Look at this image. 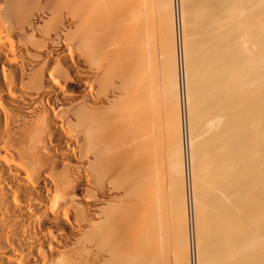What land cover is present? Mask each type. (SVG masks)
<instances>
[{
    "label": "bare ground",
    "instance_id": "1",
    "mask_svg": "<svg viewBox=\"0 0 264 264\" xmlns=\"http://www.w3.org/2000/svg\"><path fill=\"white\" fill-rule=\"evenodd\" d=\"M193 1L0 0V264H264V0Z\"/></svg>",
    "mask_w": 264,
    "mask_h": 264
},
{
    "label": "rangeland",
    "instance_id": "2",
    "mask_svg": "<svg viewBox=\"0 0 264 264\" xmlns=\"http://www.w3.org/2000/svg\"><path fill=\"white\" fill-rule=\"evenodd\" d=\"M192 1H193V0H192ZM201 1H202V0H199L198 2L195 1V3H198V4L201 3V4H200L201 6H202V5H203V6L206 5V3H205L206 0H205V2L202 1L204 4H202ZM210 1H211V2H209V1H207V2H209V4H210V3L212 4V1H215V0H210ZM234 2H235V1H234ZM234 2H233V5L235 4ZM189 3H190V2H189ZM193 3H194V1H193ZM213 3H215V2H213ZM237 3H238V2H237ZM190 4H192V3H190ZM209 4H208V6H209ZM193 5H194V4H193ZM195 5H196L195 8L198 9L200 12H203V11H204V10H202L203 7H202V8H197L198 5H197V4H195ZM213 5H215V4H213ZM213 5H212V6H213ZM230 5H231V4H230ZM233 5H232V6H233ZM201 6H199V7H201ZM230 7H231V6H230ZM193 8H194V7H193ZM204 8L206 9L207 7H204ZM232 8H233V7H231V9H232ZM198 10H197V12H198ZM208 10H209V8H208ZM208 10L206 9L205 11L208 12ZM233 10H234V12L236 11L235 8H233ZM200 12H198V13H199V14H198L199 16H200ZM207 12H206L205 14H206V16L208 17V15L210 16V13H207ZM209 12H210V11H209ZM236 12H237V11H236ZM229 13H230V12H228V14H227L226 17L230 16ZM240 13H241V12H239V15H240V17H241V14H242V13H241V14H240ZM202 14H203V13H202ZM207 14H208V15H207ZM235 14H236V13H235ZM243 15H244V14H243ZM243 15H242V16H243ZM236 16H237V14H236ZM236 16H235L234 19H236V18L239 17V16H237V17H236ZM200 17L202 18V15H201ZM203 17H205V16H203ZM207 17H205V18H207ZM229 18H231V16H230ZM208 19H209V18H208ZM227 19H228V18H226V20H227ZM238 19H239V18H238ZM197 20L199 21V18H197ZM228 20H229V19H228ZM236 20H237V19H236ZM240 20H241V19H240ZM233 21H234V20H233ZM226 22H228V21H226ZM234 23H235V22H234ZM225 24H226V23H225ZM227 24H228V23H227ZM227 24H226V25H227ZM229 24H230V22H229ZM230 25H231V24H230ZM224 26H225V25H224ZM229 27H230V26H229ZM198 79H199V78H198ZM199 80L201 81L202 78L199 79ZM199 80H198V83L200 82ZM198 86H200V85H198ZM210 113H211V112H210ZM212 113H213V111H212ZM212 113H211V114H212ZM211 114H208L209 117H210ZM212 115H213V114H212ZM211 117H213V116H211ZM209 146H210V145H209ZM209 146H208V147H209ZM208 149H209V148H208ZM210 149L212 150V147H210ZM210 149H209V151H210ZM206 150H207V149H206ZM213 150H214V148H213ZM213 150H212L211 152H213ZM209 151L207 150V152H209ZM214 151H215V150H214ZM211 152H210V153H211ZM206 154H207V153L205 152V154H204V158H205V157L207 158V157H209L208 155H210V154H208L207 156H205ZM213 155H214V152H213ZM213 155H212V157H213ZM210 156H211V155H210ZM206 158H205V160H203L204 163H205V161L207 162L208 160L212 159V158H210V159L207 158L208 160H206ZM208 162H209V161H208ZM208 162H207L206 164H208ZM209 163H210V162H209ZM206 164H205V167H207ZM203 165H204V164H203ZM166 168L168 169V166L165 167V165H164L165 174H166V175L168 174V176H169L170 173H169V171H168ZM166 171H168V173H166ZM210 171H211V170H210ZM206 173H207V170H206ZM164 177H166V176H164ZM223 234H224V233H223ZM220 235H221V234H220ZM220 235H219V236H220ZM203 236H204V235H203ZM217 236H218V235H217ZM219 236H218V238L216 237V239L221 240L222 238H225V237H226V236H223L222 238H220L221 236H220V237H219ZM203 240H205V238H203ZM222 240H223V239H222ZM224 240H225V239H224ZM214 241H217V240H214ZM202 242H203V241H202ZM218 242H219V241H218ZM218 242H217V243H218ZM225 242H226V240H225ZM219 243H221V242H219ZM222 243H223V244H222ZM222 243H221V245H223V246H221L222 248H223L224 246H226V247L229 246V244H228V246L225 245V244H227V242L224 244V241H223ZM218 247H220L219 244H218L217 248H218ZM226 247H224V248H223V251L221 250L220 252H219V250L222 249V248H220V249L218 248L219 250H217V248H216V251H215V252H219L220 254H222V252H223V253H226L225 255L223 254V257H221L220 254H217V255H219L217 258H218V259L221 258V259H220L221 261L218 260V259H216V261H215V260L213 261L214 258H211V257H212V256L215 257V256H214L215 253L211 255L210 259H212L213 262H216V263H214V264H218L219 262L222 263V262L226 261V259L230 258L229 255H227V254H228L231 250H230V249H227ZM228 248H231V247H228ZM224 249H226V250H224ZM227 250H228V251H227ZM224 251H225V252H224ZM190 254H191V251H190ZM190 254H189V255H190ZM226 255H227V258L224 257V256H226ZM189 257L191 258V255H190ZM219 257H220V258H219ZM222 258H225V260L222 259ZM210 259L207 258L206 260H209V261H210ZM229 260H230V259H228V262H230ZM212 261H210V262H212ZM217 261H218V263H217ZM228 262H227V264H228ZM220 263H219V264H220ZM225 263H226V262H224V264H225ZM212 264H213V263H212ZM229 264H230V263H229Z\"/></svg>",
    "mask_w": 264,
    "mask_h": 264
},
{
    "label": "crops",
    "instance_id": "3",
    "mask_svg": "<svg viewBox=\"0 0 264 264\" xmlns=\"http://www.w3.org/2000/svg\"><path fill=\"white\" fill-rule=\"evenodd\" d=\"M215 5H216V4H215ZM215 5H214V6H215ZM210 6H212V5L210 4ZM210 6H209V7H210ZM211 8H212V7H211ZM190 9H191V7H190ZM190 9H189V10H190ZM194 9H195V8H194ZM194 9L192 8V9L190 10V11H191V12H190L191 14L193 13L192 11H193ZM195 10H196V9H195ZM209 10H210V8H209ZM211 11H212V10H211ZM211 11H210V12H211ZM213 11H214V12H213ZM213 11H212V12H213L214 14H213V13H212L213 15H212L211 13H210V14H211L212 16L215 15L214 17H215V19H216V14H215V13H216V12H215V11H216V8H214ZM194 13H198L197 10H196ZM194 13H193V14H194ZM191 14H190V15H191ZM193 16H194V15H193ZM195 16H198V14H197V15L195 14ZM214 17H213V18H214ZM192 18H193V20H194L195 17H192ZM192 18H191L190 23H191V22H194V23H193V26H197V27L200 28V27H201L200 25L203 24V23H202V20H200L201 18L199 19V20L201 21V22H200L201 24H200V23H197V22H199V21H196L197 18H195L194 21L192 20ZM213 18H212V19H213ZM202 19H203V17H202ZM209 19H211V18H209ZM212 19H211V20L205 19V20H206V21H207V20H208V21H211V23H210V22H209V23H210L211 25L213 24L212 26H214V23H212V22H213ZM203 20H204V19H203ZM206 21H205V22H206ZM215 21H217V20H215ZM205 22H204V24H205ZM195 23H197L198 25H194ZM209 23H206V24L209 25ZM199 24H200V25H199ZM215 24H216V22H215ZM208 25H207V26H208ZM216 25H217V24H216ZM216 25L214 26V28H215V27L217 28ZM191 26H192V25H191ZM202 26L205 27L206 25H202ZM204 27H203V29H204ZM208 27H209V26H208ZM208 27H207V28H208ZM192 29H193V27H192ZM196 29H198V28H196ZM203 29L201 30V28H200V29H198L197 31L200 30V32H201V31H203ZM205 29H206V28H205ZM205 29H204V30H205ZM210 29H211V27H209V32H208V30L206 29V30H207L206 32H208L207 34H209V35H211L210 32H211V30L213 29V27H212L211 30H210ZM193 30H195V27H194ZM213 30H215V33H216V29H213ZM213 30H212V31H213ZM195 31H196V30H195ZM195 31H194V32H195ZM197 31H196V33H197ZM192 32H193V31H192ZM194 32H193V35H194V36H196V35L199 36L198 39H201V38H202V37H201L202 34H203V36H204V34H206V32L203 31V32H205V33H201V36H200V35H199V32H198V34H196V35H195ZM212 35H213V34H212ZM197 36H196V37H197ZM207 36H208V35H207ZM215 36H216V35H214V37H213V36H210V37H211L212 39L214 38L213 40L215 41ZM200 37H201V38H200ZM205 37H206V35H205L203 38H205ZM192 38H193V37H192ZM193 39H194V38H193ZM193 39H192V40H193ZM207 39H208V40H207ZM212 39H209V36H208V38H207V37L205 38V40L208 41V42H209V41H212V42H209L210 45H213V43H214V41H213ZM216 39H217V37H216ZM194 40H195V39H194ZM196 40H197V38H196ZM205 40H204V41H205ZM206 41H205V44L207 43ZM195 43H197V42L195 41ZM195 43H194V44H195ZM207 44H208V43H207ZM209 44H208V45H209ZM195 48H196V47H195ZM210 48H212V46H211ZM211 50H212V49H211Z\"/></svg>",
    "mask_w": 264,
    "mask_h": 264
}]
</instances>
